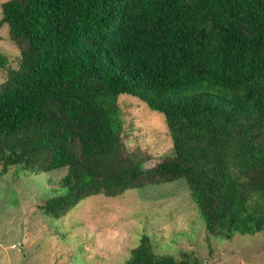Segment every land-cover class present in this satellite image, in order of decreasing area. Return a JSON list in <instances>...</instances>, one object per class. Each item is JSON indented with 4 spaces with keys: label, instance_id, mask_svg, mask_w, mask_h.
Segmentation results:
<instances>
[{
    "label": "trees",
    "instance_id": "obj_1",
    "mask_svg": "<svg viewBox=\"0 0 264 264\" xmlns=\"http://www.w3.org/2000/svg\"><path fill=\"white\" fill-rule=\"evenodd\" d=\"M3 25L20 54L0 84V172L65 169L46 219L184 181L208 236L264 234V0H8ZM121 95L163 117L173 152L154 167L125 145ZM190 255L143 235L125 264Z\"/></svg>",
    "mask_w": 264,
    "mask_h": 264
},
{
    "label": "rangeland",
    "instance_id": "obj_2",
    "mask_svg": "<svg viewBox=\"0 0 264 264\" xmlns=\"http://www.w3.org/2000/svg\"><path fill=\"white\" fill-rule=\"evenodd\" d=\"M6 1L0 0V18ZM19 54L3 25L0 84L7 69L17 68ZM116 104L123 119L121 136L127 149L147 158L144 168L172 154L162 115L130 96H119ZM65 174V169L36 177L0 172V264H125L143 235L150 238L156 254L175 260L187 253L199 264H264L263 233L236 234L228 241L206 234L184 181L113 198L92 196L59 219H46L39 207L54 195Z\"/></svg>",
    "mask_w": 264,
    "mask_h": 264
}]
</instances>
